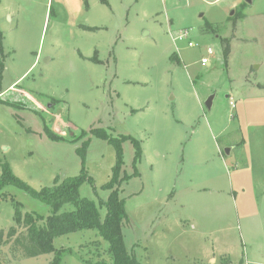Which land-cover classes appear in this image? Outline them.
<instances>
[{
	"label": "rangeland",
	"instance_id": "rangeland-1",
	"mask_svg": "<svg viewBox=\"0 0 264 264\" xmlns=\"http://www.w3.org/2000/svg\"><path fill=\"white\" fill-rule=\"evenodd\" d=\"M99 131L121 141L111 188L140 264H264V0H0V179L7 165L40 191L85 172L80 195L103 221L116 149ZM16 204L41 226L52 212L4 186L5 236ZM14 240L0 264H52ZM54 246L73 250L61 264L111 260L97 231Z\"/></svg>",
	"mask_w": 264,
	"mask_h": 264
},
{
	"label": "trees",
	"instance_id": "trees-1",
	"mask_svg": "<svg viewBox=\"0 0 264 264\" xmlns=\"http://www.w3.org/2000/svg\"><path fill=\"white\" fill-rule=\"evenodd\" d=\"M210 27L213 26L210 24ZM203 32H207V29L205 28ZM49 135L53 139H59L50 132ZM97 135L101 139L107 140L116 149V165L113 168L112 181L104 186L105 189L111 190L107 202H103L107 208L105 219L102 221L99 208L94 201L80 195L81 185L86 181L92 182V178L87 173L83 172L81 176L61 180L52 187H45L37 191L16 177L7 165H3L0 190L8 184L21 187L31 196L49 204L52 212L47 217L45 225L41 226L38 224L40 216H34L31 213L23 215L20 205L16 204L14 219L18 226L10 228L6 236L4 230H0V244H6L15 239V249L20 251L24 258H36L53 253L52 264H61L66 255L73 254V250L69 248L56 249L54 240L64 235L92 230L97 231L100 238L109 246L110 262L100 261L98 264H140L131 254L126 243L124 224L128 219L124 201L119 197L118 188H111L112 185L120 183L117 181V177L121 167L124 166L121 141L111 138L105 131H99ZM126 140L134 142L137 152L136 160L141 159L139 143L131 137ZM65 205H72L73 210L62 212ZM19 227L26 231L19 234Z\"/></svg>",
	"mask_w": 264,
	"mask_h": 264
},
{
	"label": "built area",
	"instance_id": "built-area-1",
	"mask_svg": "<svg viewBox=\"0 0 264 264\" xmlns=\"http://www.w3.org/2000/svg\"><path fill=\"white\" fill-rule=\"evenodd\" d=\"M189 36V31H183L181 34H179L178 36L176 37H173V41L174 42H177V41H184L188 38ZM189 46H193V43L192 42H188ZM213 54V51L211 49L208 50V55L211 56ZM209 62H208V59L206 58H203L202 61H201V65L203 67H205L206 65H208Z\"/></svg>",
	"mask_w": 264,
	"mask_h": 264
},
{
	"label": "water",
	"instance_id": "water-1",
	"mask_svg": "<svg viewBox=\"0 0 264 264\" xmlns=\"http://www.w3.org/2000/svg\"><path fill=\"white\" fill-rule=\"evenodd\" d=\"M246 4H253L254 0H245ZM215 95L210 96L207 101L205 102L206 108L208 110H212L213 108V103H214ZM232 152V148H226L224 153L226 156H230Z\"/></svg>",
	"mask_w": 264,
	"mask_h": 264
}]
</instances>
